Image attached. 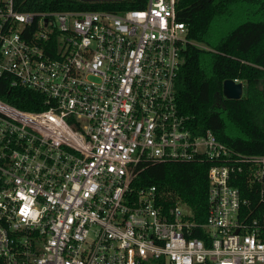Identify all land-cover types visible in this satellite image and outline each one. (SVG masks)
Segmentation results:
<instances>
[{
	"label": "built area",
	"instance_id": "2783aa9c",
	"mask_svg": "<svg viewBox=\"0 0 264 264\" xmlns=\"http://www.w3.org/2000/svg\"><path fill=\"white\" fill-rule=\"evenodd\" d=\"M25 1L0 0V94L37 107L0 97V264H264V154L192 130L179 110L176 0ZM168 161L208 162L203 221L133 186L139 164Z\"/></svg>",
	"mask_w": 264,
	"mask_h": 264
},
{
	"label": "trees",
	"instance_id": "16d2710c",
	"mask_svg": "<svg viewBox=\"0 0 264 264\" xmlns=\"http://www.w3.org/2000/svg\"><path fill=\"white\" fill-rule=\"evenodd\" d=\"M146 0H26L24 10L64 11L143 7ZM177 19L186 25L183 62L175 82L179 110L189 126L210 129L234 150L264 154V0H176ZM202 44V45H200ZM225 79L243 84L238 99L221 92ZM2 99L25 109L30 93ZM208 162H143L133 180L136 188L155 185L163 203H185L198 221L207 211ZM245 189L244 185L241 187ZM244 195L256 199L255 195Z\"/></svg>",
	"mask_w": 264,
	"mask_h": 264
},
{
	"label": "water",
	"instance_id": "95a60500",
	"mask_svg": "<svg viewBox=\"0 0 264 264\" xmlns=\"http://www.w3.org/2000/svg\"><path fill=\"white\" fill-rule=\"evenodd\" d=\"M221 92L228 99H238L243 94V84L234 79H225L222 82Z\"/></svg>",
	"mask_w": 264,
	"mask_h": 264
},
{
	"label": "rangeland",
	"instance_id": "374dc122",
	"mask_svg": "<svg viewBox=\"0 0 264 264\" xmlns=\"http://www.w3.org/2000/svg\"><path fill=\"white\" fill-rule=\"evenodd\" d=\"M200 45H202V44H200Z\"/></svg>",
	"mask_w": 264,
	"mask_h": 264
}]
</instances>
